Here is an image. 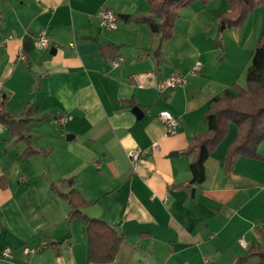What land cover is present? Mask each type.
Masks as SVG:
<instances>
[{
    "label": "crops",
    "instance_id": "crops-1",
    "mask_svg": "<svg viewBox=\"0 0 264 264\" xmlns=\"http://www.w3.org/2000/svg\"><path fill=\"white\" fill-rule=\"evenodd\" d=\"M105 7L118 14L116 29L100 25ZM150 11L147 0H0V38L12 37L0 53V98L12 115L33 107L37 151L25 154L27 142L0 123V264H264L248 256L264 248V139L259 157L239 156L228 170L230 124L199 185H189L186 152L208 130L209 102L234 85L246 88L264 8L220 28L228 1L196 0L179 10L161 44L138 19ZM41 29L48 49L37 47ZM174 72L187 74V84L162 87ZM163 109L179 120L174 135L164 134ZM59 116L67 122L56 123ZM134 149L143 152L136 168ZM70 177L88 202L82 211L123 236L114 261L89 260L85 220L71 218V205L52 188ZM25 245L41 249L25 254ZM6 247L11 257L2 255Z\"/></svg>",
    "mask_w": 264,
    "mask_h": 264
},
{
    "label": "trees",
    "instance_id": "trees-1",
    "mask_svg": "<svg viewBox=\"0 0 264 264\" xmlns=\"http://www.w3.org/2000/svg\"><path fill=\"white\" fill-rule=\"evenodd\" d=\"M151 11L138 19L148 24L151 33L160 38V44L174 31L179 10L196 0H147ZM207 2L210 0H201ZM230 11L219 16L220 28L238 26L258 8H264V0H227ZM33 107L16 116L10 114L5 98H0V123L4 124L13 137L27 142L25 154L37 151L30 140L29 123ZM208 130L191 139L187 153L192 155L191 179L189 185H199L208 178L207 161L221 141L227 136L230 124L236 127V135L226 154V168L229 170L239 156L259 157L258 147L264 139V26L246 75V88L234 85L223 94L214 97L205 111ZM74 177L65 178L52 188L68 201L72 210L70 217L84 219L89 239V260L112 262L116 258L123 236L110 224L87 216L82 209L88 204L76 189ZM62 189H69L64 192ZM259 255L264 259V248H251L248 256Z\"/></svg>",
    "mask_w": 264,
    "mask_h": 264
},
{
    "label": "built area",
    "instance_id": "built-area-1",
    "mask_svg": "<svg viewBox=\"0 0 264 264\" xmlns=\"http://www.w3.org/2000/svg\"><path fill=\"white\" fill-rule=\"evenodd\" d=\"M99 19H100V25L102 27H105L107 29H116L118 27V22H119V16L118 14L109 7L102 8L99 11ZM11 36H6L3 38H0V53L2 49L6 46V44L11 40ZM37 47L40 49H48L50 48L51 45V38L47 32L46 29H41L38 34H37ZM17 56L20 60L24 62L29 61V56L28 54L22 49L19 48L17 51ZM121 58H115L112 60L113 66H118L120 64ZM200 69V63H197L193 70L192 73H195L197 70ZM188 82V76L185 73L182 72H174L168 77H166L162 81V87H172V88H177V87H182L185 86ZM158 118L162 122V124L165 127V135H174L177 133V127L179 124V120L177 117L173 115V113L170 110L163 109L158 113ZM67 122V117L66 116H59L56 118V123L58 124H65ZM154 149H158L159 145L158 143L153 144ZM142 150L139 149H134L129 152V157L131 164L134 168H136L138 160L140 159L142 155ZM241 243L243 245H247V241L242 238ZM41 249V246H29L25 245L23 247V252L25 254H34L37 251ZM2 255L4 257H11L13 255V250L9 247H6L2 250Z\"/></svg>",
    "mask_w": 264,
    "mask_h": 264
},
{
    "label": "water",
    "instance_id": "water-1",
    "mask_svg": "<svg viewBox=\"0 0 264 264\" xmlns=\"http://www.w3.org/2000/svg\"><path fill=\"white\" fill-rule=\"evenodd\" d=\"M120 17H122V18H126V15L125 14H120ZM51 53H55V49L52 47L51 48ZM134 112L139 116V117H141L142 116V110L140 109V107H138V106H135L134 107ZM193 192H194V190H193Z\"/></svg>",
    "mask_w": 264,
    "mask_h": 264
},
{
    "label": "rangeland",
    "instance_id": "rangeland-1",
    "mask_svg": "<svg viewBox=\"0 0 264 264\" xmlns=\"http://www.w3.org/2000/svg\"><path fill=\"white\" fill-rule=\"evenodd\" d=\"M231 130H230V134L222 141V143L219 145L218 149H216L215 153L218 154L223 149V147L227 145V142L229 141V139H230V137L232 135Z\"/></svg>",
    "mask_w": 264,
    "mask_h": 264
}]
</instances>
